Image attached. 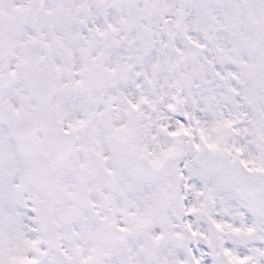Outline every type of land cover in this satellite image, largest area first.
Instances as JSON below:
<instances>
[{"label":"snow or ice","instance_id":"snow-or-ice-1","mask_svg":"<svg viewBox=\"0 0 264 264\" xmlns=\"http://www.w3.org/2000/svg\"><path fill=\"white\" fill-rule=\"evenodd\" d=\"M0 264H264V0H0Z\"/></svg>","mask_w":264,"mask_h":264}]
</instances>
